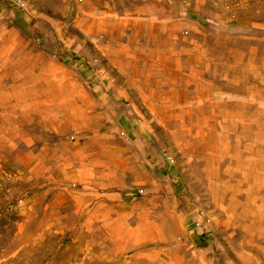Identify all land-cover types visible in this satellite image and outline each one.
Masks as SVG:
<instances>
[{
	"label": "rangeland",
	"instance_id": "obj_1",
	"mask_svg": "<svg viewBox=\"0 0 264 264\" xmlns=\"http://www.w3.org/2000/svg\"><path fill=\"white\" fill-rule=\"evenodd\" d=\"M0 29L23 58L55 52H34L43 77L0 58V264H264V0H0ZM122 42L160 48L187 89L155 117L146 181L138 159L86 169L70 124L90 115L79 66Z\"/></svg>",
	"mask_w": 264,
	"mask_h": 264
},
{
	"label": "crops",
	"instance_id": "obj_2",
	"mask_svg": "<svg viewBox=\"0 0 264 264\" xmlns=\"http://www.w3.org/2000/svg\"><path fill=\"white\" fill-rule=\"evenodd\" d=\"M3 32L14 31L0 29V58L3 52L12 53L15 50V65L22 62L21 59H29L33 63L45 58L43 54L35 55V51L45 54V50H50L52 54L55 53L50 45H42V48H45L43 50H34L37 46L33 45L27 46L29 49L24 50L23 58L18 54V48L25 46L3 45ZM143 48L145 47L140 44L129 42L97 45V49L93 51V59L88 65L81 63L79 66L87 72L83 74V78L90 90L88 93H82L81 97L73 98L75 101L89 100L87 104L90 105V115L87 118L80 117L81 119L77 118V115L70 123L76 131L81 132L89 128L85 133L87 138H82L86 141L79 142L83 148V163L86 169H95L94 164L105 163L106 166L109 165L106 173L109 172L113 176L116 171L122 169H112L111 164H127L126 170L133 173L137 171L133 161L136 159L137 162L138 159L141 175H131L128 181L138 177L146 181L150 174L155 172L156 164L160 165L163 152L160 135L157 133L161 126L156 123L155 117L161 116L162 107L168 105L166 102L164 104L163 100H174V105H177L178 100L185 98L182 94L187 90L183 86L185 83L179 82L178 77L181 74L178 70L174 73L171 71L172 65L167 66L169 73H163L160 48L155 45L151 47L152 57L146 59L139 53ZM55 61L56 59H53V63ZM38 62L41 64L37 74L43 77L45 61ZM173 64L174 69L178 68L177 60L173 61ZM79 77L73 79L74 83H81ZM61 80L65 82V77L62 76ZM58 120L60 121L59 117ZM58 120L55 125L46 126L47 130L60 132L64 124L58 123ZM112 176L104 181L105 187H119V183L115 182Z\"/></svg>",
	"mask_w": 264,
	"mask_h": 264
},
{
	"label": "built area",
	"instance_id": "obj_3",
	"mask_svg": "<svg viewBox=\"0 0 264 264\" xmlns=\"http://www.w3.org/2000/svg\"><path fill=\"white\" fill-rule=\"evenodd\" d=\"M139 193H142L143 192V190L142 189H139V191H138Z\"/></svg>",
	"mask_w": 264,
	"mask_h": 264
}]
</instances>
